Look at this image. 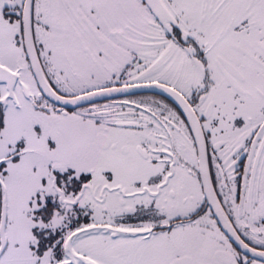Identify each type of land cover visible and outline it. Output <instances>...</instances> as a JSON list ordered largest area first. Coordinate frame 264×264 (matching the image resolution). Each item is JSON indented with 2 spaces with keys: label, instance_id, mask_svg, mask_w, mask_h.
I'll use <instances>...</instances> for the list:
<instances>
[{
  "label": "snow or ice",
  "instance_id": "obj_1",
  "mask_svg": "<svg viewBox=\"0 0 264 264\" xmlns=\"http://www.w3.org/2000/svg\"><path fill=\"white\" fill-rule=\"evenodd\" d=\"M0 264H264V0H0Z\"/></svg>",
  "mask_w": 264,
  "mask_h": 264
}]
</instances>
